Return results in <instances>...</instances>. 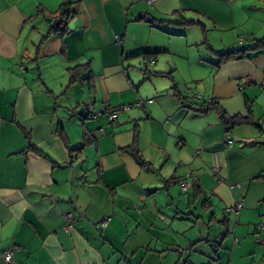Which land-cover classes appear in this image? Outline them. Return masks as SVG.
<instances>
[{
  "label": "crops",
  "instance_id": "crops-1",
  "mask_svg": "<svg viewBox=\"0 0 264 264\" xmlns=\"http://www.w3.org/2000/svg\"><path fill=\"white\" fill-rule=\"evenodd\" d=\"M64 1L0 0V264L10 249V264H264V49L213 54L264 38V0H67L52 34ZM173 84L250 112L260 138L183 107ZM138 100L152 104L108 122ZM136 130L146 168L121 152Z\"/></svg>",
  "mask_w": 264,
  "mask_h": 264
},
{
  "label": "trees",
  "instance_id": "trees-1",
  "mask_svg": "<svg viewBox=\"0 0 264 264\" xmlns=\"http://www.w3.org/2000/svg\"><path fill=\"white\" fill-rule=\"evenodd\" d=\"M73 15V11L70 9V3L65 0L64 3L60 7V11L58 14V18L56 22L51 26L50 33L52 34H59L63 35L67 33V29L64 27L65 23L69 18ZM158 23H164V24H171L167 21H156ZM151 24L152 21H150ZM197 23L194 22H181V23H175V25L181 26V27H188L192 25H196ZM264 49V38L260 41H257L256 44L252 47L247 48H240L237 50H230L223 53H216L214 52V56L216 57V66H220L228 61L236 60V59H244L247 58V54L251 51ZM144 56L145 59H147L150 55L148 54H139L136 55V57ZM154 56V55H153ZM79 72L77 69H74L71 71V77H70V83L75 82L79 79ZM172 89L175 93V97L179 98L180 103L183 107L187 108L190 111H193L195 113L204 114L209 111H214L218 115L221 123L227 128L226 130H230L234 127L238 126H254L258 129H260L259 125L256 124V122L251 117V113L249 112V115L246 117H229L224 112V110L219 106L218 102L214 99L205 101L202 105H194L192 102L188 101L187 98L180 97L176 92V85L173 84ZM87 144L86 140L83 143V146L81 149L74 150L75 152L81 153L84 146ZM28 148L34 149V147L31 145V143L28 140ZM35 150V149H34ZM121 152L124 154L129 155L134 162L140 167V168H146L147 163L143 160L139 148H138V130L134 132V140L132 144L126 148L121 149Z\"/></svg>",
  "mask_w": 264,
  "mask_h": 264
},
{
  "label": "built area",
  "instance_id": "built-area-1",
  "mask_svg": "<svg viewBox=\"0 0 264 264\" xmlns=\"http://www.w3.org/2000/svg\"><path fill=\"white\" fill-rule=\"evenodd\" d=\"M158 0H145L144 1V5H146L147 7H151L152 5H154ZM116 42L120 45H122V41L116 37ZM239 42L241 43L242 41L239 40ZM241 89V88H240ZM202 100V96L200 94H195V95H191L190 97H188V101L189 102H196V101H200ZM152 104V100H148V101H143V100H138L133 106H123V107H120V108H117V109H111V110H108L107 111V118H108V122L109 123H114L115 121H117L118 119V116L120 114V112H126V111H129L132 107H145L146 105H150ZM92 118H94V116H91ZM224 144L227 148H231L233 146V140L231 139L228 131L226 132L225 134V138H224ZM190 178L189 175H187L186 177V180L182 183H180L178 185V188L180 190L181 193L183 194H187L188 191L190 190L191 188V185L188 181V179ZM214 179L217 181V182H222V179L220 177H218L217 175H214ZM231 189L233 188H238V186L236 187H230ZM242 209V204L241 203H238L236 204L234 207L232 208H229L228 209V212L229 213H233V214H238L239 211ZM76 219V217H74L72 214H68L66 217H65V224H64V231L66 233H69L70 231V228L72 227V222ZM108 222V219H106L105 221H102L97 228H103L106 226ZM264 230V225H258L256 227V231L257 232H261ZM12 254H13V250L10 249V250H7L4 255H3V259L4 261L7 263V264H10L11 261H12Z\"/></svg>",
  "mask_w": 264,
  "mask_h": 264
},
{
  "label": "rangeland",
  "instance_id": "rangeland-1",
  "mask_svg": "<svg viewBox=\"0 0 264 264\" xmlns=\"http://www.w3.org/2000/svg\"><path fill=\"white\" fill-rule=\"evenodd\" d=\"M238 43L239 44H241L239 41H238ZM214 44H215V46H217V44H218V42H216V41H214ZM201 47H204V44H202V45H200V47H197L196 49H198V48H201ZM196 94V93H195ZM194 94V95H195ZM190 95H192V94H190ZM248 129H249V131H250V135H255V136H258L259 138H260V134L258 133V130L257 129H255V127H250V128H246V127H244V128H242V127H240V128H236L235 129V131H237V133L238 132H240V131H248ZM259 134V135H258ZM224 138H225V136H224ZM234 139V137H233V135H232V137H231V139ZM232 139V140H233ZM235 140V139H234ZM234 142V141H233ZM254 142V141H253ZM237 144H239V145H241V143H239V142H236V145ZM257 227V226H256ZM256 233H260V232H257L256 231Z\"/></svg>",
  "mask_w": 264,
  "mask_h": 264
}]
</instances>
